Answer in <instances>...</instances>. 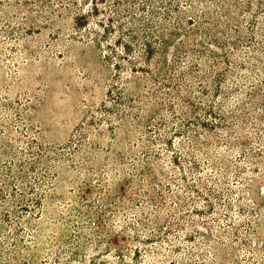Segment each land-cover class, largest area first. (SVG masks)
Listing matches in <instances>:
<instances>
[{"label":"rangeland","instance_id":"374dc122","mask_svg":"<svg viewBox=\"0 0 264 264\" xmlns=\"http://www.w3.org/2000/svg\"><path fill=\"white\" fill-rule=\"evenodd\" d=\"M78 3L76 25L49 20L63 13L56 0H32L33 21L23 0H0V264H264V66L247 87L225 79L227 104L213 81L203 103L196 87L182 93L201 104L188 122L165 104L157 114L159 82L138 70L152 22L178 12L187 29L217 21L223 51L248 75L247 60L264 53V0ZM243 111L245 130L232 136L200 125L223 116L238 129ZM194 135L213 146L198 150Z\"/></svg>","mask_w":264,"mask_h":264},{"label":"trees","instance_id":"16d2710c","mask_svg":"<svg viewBox=\"0 0 264 264\" xmlns=\"http://www.w3.org/2000/svg\"><path fill=\"white\" fill-rule=\"evenodd\" d=\"M56 1H57V6H59V8L63 10V13L61 15L56 13L54 14L53 17L49 18V20L54 21V18L63 20L64 17L66 18L67 16H69L72 22L78 25L80 20L84 19V13L81 11L82 9L81 7H79V3H78L80 0H65L64 2L62 0H56ZM30 4H32V0H23L24 8L26 7L27 10H30L27 18L28 20L33 21L32 19L37 17L36 13L38 14V12H40L38 10L41 7V5H37L38 9H34L32 8V5L34 4H32L31 6ZM177 13L174 16L175 18L172 20L169 18L170 14L166 12V15L161 19V21H159L160 24L156 21L152 22L153 27L151 33H156V34L152 35L150 33L149 35L146 36V41L143 42L145 56L142 61L143 64L145 65H138V70L141 73L147 72L148 74H150V77H152V79L156 83L159 82L158 87L155 88V92L153 93L155 100L154 105L157 106L155 108V110L157 109V114L162 115L161 111L159 112V110H162L163 109L161 108L163 107L162 104H165L164 110L166 112L172 115H176L185 122H188L190 120L189 115L195 112L197 108L198 110L201 109V104L200 103L196 104L191 100V98L183 94L185 93L190 94L191 89L196 87L197 88L196 93L198 95V98L200 99L201 103H203L205 102V100H207L206 96H207V91L209 89L208 83L209 81H213L214 87L216 89L215 92L218 93L221 92L219 96L222 97V103L227 104L228 101L227 95L229 92L221 91L222 90L221 87L225 84V79L226 78L232 79V77H234V79L239 78V80L241 79L242 82H244V86L247 87L246 82H249L251 80L250 77L253 75L252 78H255L254 77L255 74L256 75L258 74V71L260 70V67L258 66H261V68H263L264 53H262L261 55L262 59H257L256 57H254L255 61L260 62L259 65L256 63H251L250 60H247L249 66L245 67V69L246 71H249V74L242 75V73H238L239 69H242V66L236 65L238 61H234L230 59L229 54L226 51H223L224 49L223 44H225V42H221L217 39V37H215L214 32L216 31L215 29L218 28V24H219L217 21L214 20L212 22H208L210 27H205V28L204 27L199 28L200 24L198 23V21H196L194 22L193 25L197 24L198 27L196 26V28L194 27L192 29H187L185 24L186 22L189 21L183 23L178 19H176ZM198 29L199 31H197ZM250 30H253V28L251 27ZM197 34L200 36V38L209 35L210 39H212L216 43V45L218 44L219 48L222 51L219 53L216 50L215 51L212 50L210 47H205V46L201 47L203 45L202 41H198L194 43V40H197L196 37ZM262 34L264 36V33ZM169 47H171V51L169 54L172 57L171 59H168V55H167V51ZM159 49L161 56L155 58L154 56L156 55V53H158ZM207 50H209L210 53L207 52ZM153 57L155 60L153 63L154 69L151 71L149 69V66L153 60ZM206 57H209L208 62H206ZM245 61L246 60H244L243 62ZM186 64H187V69L185 71H181L180 68L184 65L186 66ZM202 65L206 67V71L205 69L202 68ZM234 69H236L237 72ZM201 71H205L206 75H201L200 74ZM261 82L263 81L261 80ZM160 85H162L163 88H167V90H165L162 93L161 90L159 89ZM231 89L236 90L238 93L239 91L241 92V90L243 91V89L241 88L237 89L236 87L235 88L232 87ZM258 91H259V95L257 98L261 101H264V89L260 88ZM158 92L165 95L161 98V100H165V102H161L160 100H158V98H160V93ZM244 93L245 94L247 93L246 89H244ZM128 100L129 102H132V100L134 99L129 98ZM137 100L139 101L140 98L138 97ZM211 102L209 103L210 108L208 109L209 110L208 114L213 115L214 112L211 110L213 108V104ZM130 106L132 107V105ZM136 108L142 110L141 107H136ZM134 117L136 120L139 121L141 115L137 116L135 114ZM245 119H247V116L245 115V111H243L241 118L238 119L240 124L236 125L238 129H234L232 126H229L227 124V120L223 116L218 117L219 120L218 122L206 123L205 121H203L200 123V125L203 126V128L206 129L207 131L212 130V132L217 128L225 129V132L229 133V135L232 136L233 133L238 132V130H241L240 132H243L245 130V125L247 124L246 123L247 121ZM157 124H158V129L166 128V125L163 121H159ZM195 136L197 135H194L193 138L190 139H188L189 138L188 136L186 138L189 140V143L195 144L197 148L199 147L198 150L205 151L213 146V144L210 143L209 141L203 142L199 145L198 139ZM212 136H216V139L221 137L215 133H212ZM224 139H225V147L229 148L228 150H231L234 147L233 145L234 140L233 139L231 140L229 136ZM168 143L171 146L172 140L171 141L168 140ZM243 144L245 143L240 142L239 148L242 149V151L244 152V156L246 157L247 153L245 152V148H243ZM177 156L178 157L180 156L179 153L176 154V157ZM214 160L215 159H209L210 161L209 163L213 167H217L215 166ZM175 162L176 165H179L178 161ZM223 164L226 165L225 162H223ZM157 165L160 166L159 169L163 168L162 165L160 164ZM217 169L219 174L223 176L226 173L228 167L226 166L225 168V166L219 165ZM145 174L147 176L148 172H146ZM195 190L196 189H194V191ZM196 191L198 193V190ZM1 192H2V198H4L5 196L3 195V191ZM213 194H215V192H213ZM199 195L203 197V195H201L200 193ZM204 199L208 201V198L204 197ZM214 209L215 208H213V211ZM241 211H243V208L239 207V212ZM2 215L4 219L8 220L7 219L8 214L6 212H2ZM18 240L21 241V239ZM17 251L18 250H16V252ZM19 252L20 251H18V253Z\"/></svg>","mask_w":264,"mask_h":264}]
</instances>
